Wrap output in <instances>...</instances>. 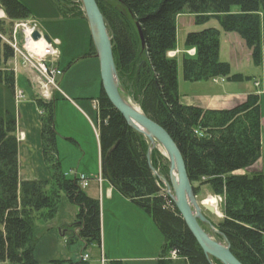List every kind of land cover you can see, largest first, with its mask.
I'll return each instance as SVG.
<instances>
[{"label":"trees","instance_id":"obj_1","mask_svg":"<svg viewBox=\"0 0 264 264\" xmlns=\"http://www.w3.org/2000/svg\"><path fill=\"white\" fill-rule=\"evenodd\" d=\"M52 1L62 17L84 16L80 0ZM96 1L112 40L121 94L172 137L195 194L209 185L215 195L223 196L224 216L211 220L225 236L218 237L228 241L243 264H264V0ZM0 5L6 14L5 19L0 18V263L38 264L34 250L40 230H36L35 221L53 219L62 193L78 207L74 220L61 226L67 244L76 240L84 248L102 244L101 205L97 197L84 191L79 178L68 179L61 171L54 96L49 100L37 97L45 115L41 140L51 177L20 180L12 26L31 19V10L21 0H0ZM234 5L239 9L232 11ZM181 14L187 15L182 18L187 26L215 18L221 28L211 26L186 34V49L196 52L192 56L184 53L181 58L184 79L250 81L245 100L227 109H205L182 102L179 59L168 56L178 47ZM222 33L228 45L227 61L220 59ZM95 53L93 44L85 56ZM249 64L261 66L262 73L250 76L240 72ZM97 101L102 177L155 222L164 236L159 264H173L169 258L173 250L188 264H211L175 202L165 193V185L149 167L147 138L127 123L103 84ZM258 160L262 161L259 169L254 167ZM151 161L169 181L170 162L158 148L153 150ZM242 169L247 171L238 173ZM54 223L52 220L45 227ZM50 262L74 264L69 259ZM107 264L122 263L113 260Z\"/></svg>","mask_w":264,"mask_h":264},{"label":"rangeland","instance_id":"obj_2","mask_svg":"<svg viewBox=\"0 0 264 264\" xmlns=\"http://www.w3.org/2000/svg\"><path fill=\"white\" fill-rule=\"evenodd\" d=\"M22 2L29 7L31 10V18L35 20L44 35H48L51 40L60 38V41H64V44L61 43L58 47H56L60 49L61 54L64 56L61 70H66L68 66L65 62L66 54L68 57L82 54V50L84 48L83 46L87 41L86 36L88 32L83 29V27H87L86 22L82 21L81 23L80 17H62L58 10L54 11V9L57 8H55L52 0H47L48 4L51 7H54V9H51L50 12L42 0H22ZM238 9L239 6H232V11H236ZM51 12H56V19L47 17ZM186 17L187 15L185 16V14H181L179 16V29L177 38L178 47L175 51H170L168 53L169 57H177L179 59L178 68L180 95L182 102L185 104L201 106L205 109H227L245 100V98L241 97V95L235 97V99L223 96L221 89L223 82L216 83L213 80L205 79L198 82H191L186 81L183 78V66L181 58L184 53H187L185 51L186 34L191 31H198L211 26L221 29L215 18H211L209 22L204 24L187 26L184 24V20H182V18L186 19ZM2 18L5 19V17ZM28 22L29 21L27 20L15 22L14 26H12V32H16L15 39L20 44L22 43L23 39L25 54L31 53L30 51H33V63H36L39 56L35 51V48H31L30 44H27V41H25L24 24L27 25ZM65 40H68V42H65ZM221 40L222 48L220 59L222 61H227L228 45L223 39V33ZM178 48H180V50H178ZM43 56V59H48L45 58V54ZM99 65L101 69L99 59L97 62V60L94 58H80L70 70L71 72L69 73L71 74L66 76V81H69L70 78L68 77L73 75L71 81L77 85V87H75L74 93L70 90H62L61 88L54 92L55 127L56 132L58 133L57 141L59 144H57V147L61 163L60 167L62 173H64L68 179H74L75 177H79L81 175L89 176V178L92 179L94 176L89 175V173L92 171H95L96 174L100 173L101 154L99 138L97 135V130L99 131L100 128V118L97 109V99L99 98L101 92L102 76L100 77L98 75L100 74V72H98ZM240 72H242L244 75L257 76L262 73V67L249 64L245 65ZM37 73L39 74V72L36 70V75L38 76ZM19 74L20 75L18 79L20 84H18V88L24 92V97L21 100H17L16 102L17 134L19 138H21L23 135L27 137L25 142L21 138V143H19V177L21 181L49 180L52 174V168L44 156L41 140L42 118L45 115L42 114L44 110L38 105L36 99V96L40 94L38 93L40 89L39 86L37 87L33 83L29 82L27 73L20 71ZM57 79L59 82H62L63 74H59ZM248 83H250V81H244L243 83L236 82V84H232L233 86L230 88V91L242 92L243 89H246V86L249 85ZM78 85H82L84 87L81 89L80 86L78 87ZM72 100H75L78 104L76 105L70 103L73 102ZM60 137L62 138L60 139ZM254 167L258 169L261 168L262 161L258 160ZM245 171H247V169L239 170L238 173H244ZM83 189L89 195L92 193L91 186L85 187ZM197 196L200 201H204L206 199L207 192L203 190V187L200 189ZM218 201V205L220 207L219 208L217 205L218 213H221L220 215L222 218L224 216L223 198H219ZM131 205L132 204L126 203L123 200H119L116 204L117 217L114 220H111L114 226L111 235L114 236L115 232H117L116 241H121L122 255H125L126 247L128 245L138 244L139 236H143L146 247L147 244L153 242V237L150 235V230L147 228L144 220L137 216V213H135L130 207ZM105 208L107 210L108 203H106ZM75 213H77L76 206L65 194L62 193L57 212L52 219L55 222L52 226H54L58 220L61 222L64 219L69 220L75 218ZM206 213L214 221H219V218H217L216 215L214 216L209 211H206ZM105 214L107 219H113L109 212H106ZM52 220H36V230L39 231L41 227L51 223ZM118 220H121L122 223L120 224H122V226L117 222ZM154 225V227L158 229L155 222ZM120 226L122 227L121 237L120 235L118 236L117 230V228ZM203 226L208 232V226L205 224H203ZM141 229L142 233L140 232ZM46 233L43 234L41 232L38 237V244L41 242L39 245L42 249L46 238H44L43 241L41 240ZM159 233L162 235L160 231ZM162 238L164 239L163 235ZM57 240L58 244H56V246L53 244L54 253L52 255V260L69 259L74 264H81V257L83 254L96 255L97 253L96 245H90L87 248H84V244L80 240H76L71 244H67L66 237H63L60 234H58ZM98 249L100 250L99 247ZM142 255L151 256L148 251H143ZM52 260L39 261L38 259L37 261L38 264H55L50 262ZM0 264L19 263L4 262ZM173 264H187V262L184 259H178L173 261Z\"/></svg>","mask_w":264,"mask_h":264},{"label":"water","instance_id":"obj_3","mask_svg":"<svg viewBox=\"0 0 264 264\" xmlns=\"http://www.w3.org/2000/svg\"><path fill=\"white\" fill-rule=\"evenodd\" d=\"M85 18L88 22L92 42L95 47V57L101 64L102 81L105 92L115 108L124 116L127 123L143 134L148 142V164L153 173L160 179L166 189V194L175 202L190 231L202 247L205 255L213 264L212 258L221 261L222 264H243L231 251L227 240L221 242L205 231L201 223L209 225L218 236L224 234L218 230L206 214V209L213 212L199 201L194 192L188 175L184 158L169 133L158 123L150 119L139 106L133 104L121 94L120 79L113 54L112 40L108 33L104 16L96 0H80ZM1 8V5H0ZM142 45H145L140 24L137 22ZM39 31L32 35L34 39L40 38ZM45 40L51 43V38L44 35ZM161 147L170 162V180L160 175L154 168L151 158L153 150Z\"/></svg>","mask_w":264,"mask_h":264},{"label":"crops","instance_id":"obj_4","mask_svg":"<svg viewBox=\"0 0 264 264\" xmlns=\"http://www.w3.org/2000/svg\"><path fill=\"white\" fill-rule=\"evenodd\" d=\"M42 1L46 4L49 12L51 9H54V7H51L48 4L47 0H42ZM55 10H57V9H54V11ZM56 15H57L56 12H54V13L51 12L50 15L47 17H51V18L56 19V17H57ZM2 17H5L4 11H3V15L2 16L0 15V18H2ZM80 20H81V23H82V21L86 22L87 27L86 28H84L83 26L82 27H83V29H85L88 32L87 36H86L87 41H86V44L83 46L84 48L82 50V54H79L76 56H69V57L66 54L65 62L67 63L68 66H67L66 70H62V74H63L62 82H59L57 79L58 90L61 88L62 90L66 89V90H70L71 92L74 93L75 87H77V85H75V83L71 81L72 80L71 78L73 75L68 77V78H70L69 81H66V76L68 74H71V73H69V72H71L70 70L74 67V65L76 64V62L80 58H84V57L94 58L98 62V58L95 57L94 55L85 56V54L88 53L90 51V49L92 48L93 42H92L88 23L86 21L85 16H81ZM28 21H35V20L31 18V19H28ZM69 21H72V20H69ZM55 39H57L59 41V45L61 43L64 44V41L63 42L60 41V38H55ZM65 42H68V40H65ZM73 45H75V44H73ZM178 49L180 50V48H178ZM59 51H60V49H59ZM63 58H64V56L60 52L59 63L57 65L59 69H61V67H62ZM11 66L13 67V69L16 72V89L17 90H20L18 88V84H20L19 83L20 81L18 79V77L20 75L19 74L20 71L27 73L29 82L33 83L35 86L38 87V84H37V77L38 76L36 75V71L34 70V68L31 67L30 64L24 62V58L22 57V55H20V54L15 55L14 59L11 61ZM101 70L102 69H100V65H99L98 72H100V74H98V75L100 77L102 76ZM101 79H102V77H101ZM199 81H202V80H199ZM195 82H198V81H195ZM220 82H223L222 88H221L222 92H223V96L231 97V98L235 99V97L241 95V97L246 98V96L248 94V90H247L248 85L246 86V89H243L242 92H231L230 88H232V86H233L232 84H236V81H227L226 79H220L217 83H220ZM243 82L244 81H240L239 83H243ZM102 84H103V81H102ZM79 86L81 89L84 87L82 85H78V87ZM63 87H65V88H63ZM179 91H180V82H179ZM38 96H39V94L36 96V99ZM54 96H55V94H54ZM72 101L73 102H70V101L69 102L72 104H76V105L78 104L75 100H72ZM97 105H98V101H97ZM76 110H77V108H76ZM261 113H262V144L264 145V93L261 94ZM55 126H56V122H55ZM98 134H99V131L97 130V135ZM18 138H19V136H18ZM21 138L24 140V142H25V140H27V137H25L24 135ZM21 138H19V143H21L20 142ZM61 138L62 137H60V139ZM69 140H71V139H69ZM57 144H59L58 141H57ZM100 162H101V160H100ZM251 172H253V171H251ZM251 172L249 171V173H251ZM100 173H101V165H100ZM100 173L96 174L95 171H92L91 173H89V175L94 176V178H92L90 180L89 185L87 187L91 186L92 193L90 195L97 197L100 200L101 221H102V248H103V252H104L107 260L108 261L118 260V261H121L122 264H159V259H160V254H161V249H162L164 239L162 238V235L159 233L158 229H156V227H154L155 225H154V222L152 221L150 215H148L141 208H139L134 202H132V200L124 197L120 193V191L118 189H116L115 187H113V185L107 179L102 177L101 181H98L96 178L99 177ZM87 177H89V176H87ZM203 190L207 192V195H214V193H213V191L209 185L203 186ZM119 200H123L126 203L132 204L130 207L134 210L135 213H137V216H139L141 219L144 220L147 228L150 230L151 237H153V242L150 244H147V247H146V243L143 239V236L142 237L139 236L138 237V244L128 245L126 247L125 255H122L121 241H118V242L116 241L117 232H115L114 236L111 235L112 229H114V226H113L111 220H114L117 217L116 204L118 203ZM106 203H108L107 210L105 208ZM76 210H78L77 206H76ZM106 212H109L113 219H111V218L107 219L106 214H105ZM73 220H74V218L69 219V220L64 219L61 222L58 220V222H56V224L52 227L43 226L40 228V233L41 232L43 234L46 232L47 233L43 236V239L41 240V241H43L44 238H46V241L43 245V249L39 245L41 242L39 244L37 243V245L35 247L34 255H35V258L37 260L38 259H39V261L52 260V255L54 253L53 244H55V246H56V244H58L57 237H58V234L61 235V226L62 225H68ZM107 221H108V223H107ZM117 222L119 224L122 223L121 220H118ZM120 225L122 226V224H120ZM121 226L117 228L118 236L120 235V237H121V230H122ZM149 226H150V228H149ZM208 229H209L208 233L211 234L215 239H217L221 242H224L221 238H218L216 236V234L214 233V230L212 228H210L208 226ZM140 232L142 233V229L140 230ZM98 247L99 246H97L96 255L95 254H91V255L89 254L90 259H89L88 263H86V264H101V262H100V258H101L100 253L101 252L98 249ZM143 251H148L151 256H143L142 255Z\"/></svg>","mask_w":264,"mask_h":264},{"label":"built area","instance_id":"obj_5","mask_svg":"<svg viewBox=\"0 0 264 264\" xmlns=\"http://www.w3.org/2000/svg\"><path fill=\"white\" fill-rule=\"evenodd\" d=\"M24 27H25L24 29L25 41H27V44H30L31 48H35L36 44L39 42H43L44 44L43 49H40V51L35 50L39 56L37 58L38 61L36 63H33V59H34L33 58L34 56L32 54L33 51H30L31 53L25 54L24 52L21 51V49L17 47L16 43H13V46L18 52H21V54L24 56V59L27 62H29L39 72L40 75L38 77V82L40 84L42 94L44 97H49L51 93V85L56 86L55 77L58 73H60V71L57 70L56 68L48 66L49 63L55 62L58 59V50L55 47V44H57L58 41H55L54 43H47L43 38L34 39L32 37V33L38 29L36 24L32 25L30 23H27V25L24 24ZM189 53L194 54L195 50H190ZM44 54H45V58L48 59H43ZM18 97H22V92L18 93ZM79 177L82 182V186L86 187L88 185L89 179L85 175H81ZM170 256L172 259L180 258L178 251L176 250L171 251ZM88 259H89L88 254H85L82 258L84 262L88 261ZM101 264H107V259L105 258L103 253L101 257Z\"/></svg>","mask_w":264,"mask_h":264},{"label":"bare ground","instance_id":"obj_6","mask_svg":"<svg viewBox=\"0 0 264 264\" xmlns=\"http://www.w3.org/2000/svg\"><path fill=\"white\" fill-rule=\"evenodd\" d=\"M0 15H3V11L0 10ZM44 44L43 42H39L36 44L35 46V50L36 51H40V49H43ZM218 202L216 200V198L212 195H210L206 200H205V206H207L208 208L212 209L215 212V215L217 218L221 219V215L220 213H218Z\"/></svg>","mask_w":264,"mask_h":264}]
</instances>
